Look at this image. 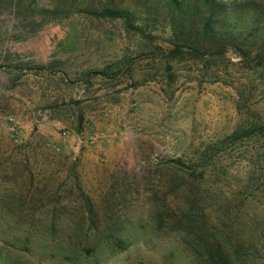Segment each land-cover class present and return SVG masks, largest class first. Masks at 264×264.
Here are the masks:
<instances>
[{
    "label": "rangeland",
    "instance_id": "rangeland-1",
    "mask_svg": "<svg viewBox=\"0 0 264 264\" xmlns=\"http://www.w3.org/2000/svg\"><path fill=\"white\" fill-rule=\"evenodd\" d=\"M98 7L0 0V264H264V66Z\"/></svg>",
    "mask_w": 264,
    "mask_h": 264
},
{
    "label": "trees",
    "instance_id": "trees-1",
    "mask_svg": "<svg viewBox=\"0 0 264 264\" xmlns=\"http://www.w3.org/2000/svg\"><path fill=\"white\" fill-rule=\"evenodd\" d=\"M98 14L122 19L130 29L150 38L167 30L172 58L189 55L236 54L258 59L264 66V2L246 0H98ZM97 11V10H96ZM257 131L249 126L233 131L224 141L234 142ZM170 161L183 164L180 159Z\"/></svg>",
    "mask_w": 264,
    "mask_h": 264
}]
</instances>
